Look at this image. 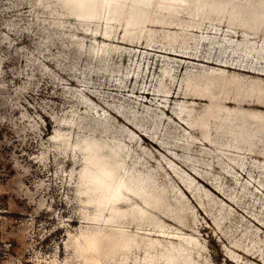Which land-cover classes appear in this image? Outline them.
<instances>
[{
    "label": "bare ground",
    "instance_id": "1",
    "mask_svg": "<svg viewBox=\"0 0 264 264\" xmlns=\"http://www.w3.org/2000/svg\"><path fill=\"white\" fill-rule=\"evenodd\" d=\"M33 5L35 19H40L38 12L46 13L43 20L50 18L48 23L57 26L76 48L82 49L85 44L80 34L90 36L87 52L99 63L97 68L109 70L106 84L113 89L133 90L130 83L140 80L139 72L144 70L131 62L124 75L118 76L121 71L117 63L116 68L111 65L114 57L124 51L130 60L145 59L146 71L159 64L156 84L144 87L141 94L146 91L144 96L151 104L146 105L145 113L104 98L105 105L99 107L87 95L101 96L92 92L87 83L78 81L83 90L77 92L76 107L87 109L79 113L72 108V112L61 115L51 139L53 149L61 155L58 163L66 172V184L74 191L80 224L75 231L68 230L67 258L59 261L54 254L44 264H215L203 254L205 245L194 232L197 219L182 197L188 193L183 186L195 198L201 194L195 188L202 186L198 180L204 182L207 178L197 165L206 168L211 163L204 156L230 175L235 183L231 192L222 189L217 181L212 180V186L205 181L218 195L221 191L229 197L220 199L213 215L217 225L229 215L226 201L241 204L234 197L236 191L241 198L251 193L250 198L257 199L250 191L251 179L238 185L239 172L245 170L254 176L247 168L248 162L258 169L257 182L264 186V0H35ZM237 32L240 35L236 36ZM172 54L193 59L178 83L173 73L180 60ZM169 96L174 98L172 107ZM166 107L181 129L171 126L163 131ZM130 113L146 117L155 133L136 135L137 130L129 124L134 123ZM161 134L170 135L174 143L165 144ZM142 138L157 146L183 186L178 180V184L172 181L168 174L171 170L162 161L150 163L153 155L143 148ZM197 142L203 144L199 150L203 157H196L191 164L181 159L195 173L180 170L165 153L166 150L175 158L183 151L190 158L188 152ZM41 155L46 157L47 152L42 150ZM65 165L70 166L69 170ZM160 169L164 170L162 175ZM203 195L205 210L212 211L217 202ZM258 220L262 222L261 217ZM243 225L242 242L235 244L248 241L251 248H246L247 252L264 260L263 249L253 251L260 240L264 247V238H257ZM232 259L236 257L231 255Z\"/></svg>",
    "mask_w": 264,
    "mask_h": 264
},
{
    "label": "rangeland",
    "instance_id": "2",
    "mask_svg": "<svg viewBox=\"0 0 264 264\" xmlns=\"http://www.w3.org/2000/svg\"><path fill=\"white\" fill-rule=\"evenodd\" d=\"M34 1L0 0V264H44L54 254L59 261H63L69 255L65 241L68 237V230L75 231L80 224V213L74 191L66 184V172L63 173L61 164L58 163L61 160V155L52 147L51 134L57 123L56 120L61 115L72 112V108L78 110L79 113L86 111V107H76L77 92L83 90L82 86L77 85L78 81L87 83L92 92L101 96L98 98L93 93L87 95L99 107L105 105L104 98L112 103H126L125 107L131 106L140 114L145 113L147 104L151 105L144 96L146 91L141 96L142 91L144 87L145 89L154 87L159 73V64L156 68L155 65L150 71H146L145 59L140 57L139 62L134 57L133 60H130L128 52L124 51L120 57H114L111 66L114 68L117 66L120 69L121 72L118 75L120 76L124 75L131 62L134 63L133 66L140 65L144 68L139 72L140 80L133 79L131 83L129 82L130 90L134 87L131 91H120L109 87L106 84L110 79L109 70L102 67L97 68L96 64L99 66V63L95 58L93 61L87 52L91 43L90 36L80 34L82 38L84 37L85 44L83 50L76 48L66 35L61 34L57 26L48 23L50 18L43 20L47 16L46 13L38 12L40 19L38 17L35 19L37 13L34 11L36 7L33 5ZM238 35L240 32L236 33V36ZM137 48L144 49L140 46ZM150 51L154 52V50ZM172 56L176 57V60H180L179 66L176 65L173 73L174 80L178 83L187 65L192 64L190 61L193 59L174 54ZM114 63L117 65L115 66ZM119 66L121 67L119 68ZM147 73H149L148 76ZM174 86L172 90L176 91ZM150 96H152L151 93H149ZM169 101L168 104L170 103L172 107L174 98L169 96ZM74 102L76 103L74 104ZM167 107L168 112L165 110L162 114L161 128L163 131L171 129V126L181 129L180 123L178 124L173 119L171 109ZM115 117L119 120L117 116ZM145 118L138 114L131 115L134 123L129 122V124H132L131 126L137 130L136 135L138 136H140L139 134L146 135V132L155 133L154 126L148 124ZM155 118L158 116L155 115ZM159 118L161 117L159 116ZM137 121L140 122L137 123ZM161 139L167 141L163 142L168 146L174 143L172 137L167 134H161ZM141 142L149 155L152 152L154 158H150V163L152 161L156 164L158 161H162L163 165L168 167L157 146L144 138L141 139ZM194 144L195 146L193 145L188 152L191 155L190 158H187V153H183V151H179L178 153L182 155L178 154V157L175 158L166 150L165 153L176 161L180 170L195 173L181 161V159H186L191 164L194 163L193 159L196 157H203L199 152L203 144L200 142ZM42 150L47 152L46 157H42ZM204 157L211 163L206 168L197 165L200 172L204 173L206 176L203 175L208 179L203 182L195 178L194 183L198 180L202 185L199 189L195 188L196 191L194 190L202 194V196L198 194V198L194 197L190 189L183 186V182L168 167L171 170L168 174L173 177L172 181L176 184L179 181L191 196L184 192L182 197L192 207L196 215L195 226L197 229L194 232L205 245L204 256L215 264H238L237 260L242 264L264 263L261 257L255 255L256 253L247 252L246 248H251L248 241L241 245L235 244L236 241L242 242L241 238L243 239L242 235L244 234L241 233V228H244L243 224L249 228L250 232L256 233L257 238H264V203H262L264 201V186H260L257 182L260 177L258 169L248 162L247 168L252 170L254 176L251 177L245 170L238 173L240 176L238 185L247 183V179L252 180L250 191L257 195V199L254 201L253 198H250L251 193H248L247 197L241 198L236 191L234 197L238 202L241 201V204L231 205L226 201L229 215L220 225H217L213 220V215L221 204L220 199L224 200L223 197L227 196L221 191H218L221 194L218 195L217 191L209 188L205 181L211 186L212 180L217 181L222 189L226 188L224 189L226 192H231L235 183L231 181L230 175L222 172L216 162L207 156ZM64 167L68 170L70 168L68 165ZM160 171V175H162L164 170L160 169ZM169 175L166 173V176ZM184 176L186 175L184 174ZM214 176H217L218 179L213 178ZM253 184L259 185L260 188H256ZM228 188L230 189L228 190ZM203 193L212 196L217 202L212 211L205 210L207 202L206 195ZM253 203L255 204L252 205ZM249 209H251L250 212ZM258 217L262 218V222L258 220ZM189 231H192L191 228ZM259 243L260 245L255 246L253 251L264 250V247L261 246L262 240ZM230 254L237 260H231Z\"/></svg>",
    "mask_w": 264,
    "mask_h": 264
}]
</instances>
